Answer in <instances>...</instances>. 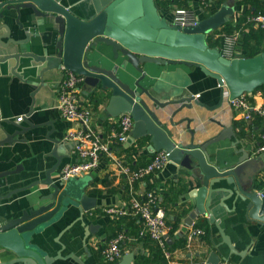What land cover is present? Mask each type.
Segmentation results:
<instances>
[{
    "label": "crops",
    "instance_id": "crops-1",
    "mask_svg": "<svg viewBox=\"0 0 264 264\" xmlns=\"http://www.w3.org/2000/svg\"><path fill=\"white\" fill-rule=\"evenodd\" d=\"M75 1L80 0H65L68 5H73ZM236 3L237 0H226L225 4L237 10ZM198 5V1H195L197 9ZM9 15V20L4 22H8L12 31L11 37L24 41L29 34L32 41L11 45L7 50L0 46V56L28 53L33 51L32 45L40 49L46 48L44 42H49L50 37L45 33L50 29L42 26L43 18L35 17L29 10H23L20 18L23 28H20V24L17 23V12L10 11ZM201 17L207 18L204 14ZM4 33L6 30L1 29L0 35ZM2 41L6 43L8 39L3 38ZM48 48L53 50L51 46ZM243 55L242 52L241 57H244ZM13 62L0 63V174L21 169L18 173L0 180V197H6L13 191L44 181L47 171L60 162L59 170L52 175L54 180L58 181L62 168L78 161L73 142L65 139L67 132L77 129V125L64 119L57 108L58 90L65 77L64 71L60 69L47 72L43 83L39 69L32 65L31 58H21V65L17 70L19 75L12 72ZM145 69L148 75L143 85L149 87L151 93L161 102L183 96L194 97L200 102V105L194 104L192 109L177 112L179 104H170L165 111L158 109L163 115V127L168 133L187 144L193 138L196 142L206 141L218 135L223 129L233 127L235 138L222 141L209 149L212 160L224 169L231 168L237 164L241 156L238 149L244 147L252 158L258 160L254 165L256 170L254 177L247 173L249 178L245 190L264 194V187L260 185L264 177V154L258 153L264 128L241 119L229 105L219 82L205 74L200 67L183 64L162 67L148 65ZM135 76L138 78L140 74L135 73ZM79 99L80 105L93 109L91 124L93 129L104 140H110L119 130V125L118 120L112 118L106 110L109 97L95 95L84 82L81 85ZM257 101L264 105L263 98L258 97ZM19 117H24L22 122L17 121ZM169 119H172L174 126ZM27 120L41 127L29 132L27 136L18 134L13 144L6 143L9 135L20 131V126H28ZM26 138L27 141H24ZM236 140H240L241 144L235 145ZM113 147L114 158L103 155L98 167L88 174L92 179L88 184L87 193L97 199V206L85 212L83 220H79L80 211L71 208L61 220L27 236L25 241L27 247L50 256H56L59 251H62L63 255L75 253L85 264H107L102 259L101 248L112 235L113 219L121 216L109 214L105 210L115 207L130 211L133 198L141 199L147 191L153 190L158 198L156 209L163 211L165 220L174 228L166 237L167 244L175 248L170 264H208L214 252L221 260H227L230 264H264V225L248 219L247 200H241L236 194L219 190L213 193L211 204L219 224L212 223L208 214L192 217L197 204L193 193L203 185V175L197 160L191 159L189 164L184 166L169 159L161 171L131 187L128 175L121 171L118 163L123 162L131 170L150 163L154 152L150 150L149 139L133 142L129 137L125 143ZM149 186L152 188L149 189ZM213 187L232 189L235 186L228 184L227 179H224ZM48 191H51L49 186L40 184L19 192L10 199H0V222L17 216L23 209H31L33 203ZM90 225L99 226V229L85 242L86 227ZM197 228L203 229L204 234L191 237L189 231ZM225 237L234 248L233 253L225 242ZM62 245L65 247L64 251ZM124 247L126 253H134L135 260L141 253L148 252L136 238H128ZM16 258L17 254L14 251L0 247V264ZM55 264L77 263L70 259L59 260Z\"/></svg>",
    "mask_w": 264,
    "mask_h": 264
},
{
    "label": "water",
    "instance_id": "water-1",
    "mask_svg": "<svg viewBox=\"0 0 264 264\" xmlns=\"http://www.w3.org/2000/svg\"><path fill=\"white\" fill-rule=\"evenodd\" d=\"M23 10H29L35 17L43 18L42 26L50 29L45 33L50 40L44 42L46 48L40 49L32 45L33 51L28 53L1 55L0 63L14 61L12 72L18 74L21 58H31L32 65L39 69L43 83L47 72L63 67L83 76L85 84L95 95L109 97L106 110L112 118H118L122 114L132 116L134 126L130 138L133 142L149 139L150 150L154 153L165 151L170 160L184 166L191 159L197 160L203 175V185L193 193L197 204L192 217L208 214L212 223L219 224L211 204L213 193L221 190L247 200L248 219L264 225V194L245 190L249 178L247 173L254 177V165L258 160L252 158L242 147L238 149L241 156L237 164L224 169L213 162L209 151L215 144L235 138L233 127L223 129L206 141L196 142L193 138L185 144L177 140L179 138H173L163 127V115L158 109L165 111L168 105L179 104L177 112L192 109L194 104L200 105V102L190 96L161 102L149 87L143 85L148 75L145 69L148 65L162 67L183 64L200 67L205 74L215 78L222 86L223 93L228 91L231 98L252 94L262 87L264 52L253 57L230 60L221 54L219 48L211 47L207 41L211 32L231 20L235 7L224 4L216 13L201 20L196 27L180 28L162 16L156 0H80L73 5H68L65 0H0V30H6V33L0 35L2 49L7 50L11 45H21L23 42L31 43L29 34L24 41L14 40L8 22H4L9 20L10 11H16L17 23L23 28L20 23ZM3 38L8 41L4 43ZM37 49L40 51L36 52ZM135 73H139L140 77L136 78ZM169 121L171 125H175L172 119ZM27 124L26 127L20 126V131L9 135L5 142L13 144L18 134L27 136L29 132L41 127L28 120ZM237 144H241L240 140L235 141V145ZM59 167L60 162L47 171L44 181L0 197L10 199L13 195L40 184L51 189L47 194H42L31 209H23L17 216L0 222V247L17 254L15 260L2 264H55L59 260L70 259L77 264H85L75 253L63 255L59 251L56 256L45 255L27 247L25 242L27 236L61 220L71 208L78 209L81 214L79 220H83L84 213L97 206V199L87 193L92 178L86 175L58 182L52 175ZM20 169L0 174V180L18 173ZM224 179L235 187L214 189L213 186ZM98 229L99 226L96 225L86 227L85 242ZM220 231L223 235L222 229ZM224 239L233 253L235 250L231 243L226 237ZM85 249L88 251V248ZM62 250H65L63 245ZM134 261V253H126L118 264H133ZM220 261V256L214 252L208 264H218Z\"/></svg>",
    "mask_w": 264,
    "mask_h": 264
},
{
    "label": "built area",
    "instance_id": "built-area-1",
    "mask_svg": "<svg viewBox=\"0 0 264 264\" xmlns=\"http://www.w3.org/2000/svg\"><path fill=\"white\" fill-rule=\"evenodd\" d=\"M169 1H172L170 8H163L156 5L164 18L172 25L180 28L196 27L203 20L201 17L202 14L209 17L226 3V0H160V4L163 5ZM195 1L199 3L198 9L195 6ZM244 8V6H241L235 10L231 18L233 23L238 22L244 12ZM249 22L255 29H264V14L251 16ZM224 26L218 30H224ZM217 36L222 38V47L219 50L225 58L232 60L242 56L241 41L243 35L241 30L235 29L229 33L221 32ZM62 70L65 73V77L58 90L57 108L64 119L77 125V129L67 132L65 139L73 142L74 152L78 157V161L67 164L62 168L58 182H66L71 178H80L88 175L98 167L103 155L114 158L113 145L125 143L130 137L134 126L132 116L130 114H122L116 118L118 120L119 130L112 135L110 140H104L91 125L94 114L93 109L80 105L79 93L81 91V85L84 83V77L64 67ZM224 96L228 100L231 108L244 121L253 123L256 117H262L264 119V105L259 104L257 101L258 97L264 99V94L261 91L244 94L238 98H231L229 92L225 90ZM23 119L24 117H19L17 121L22 122ZM258 153L264 154V130L261 133ZM168 160V153L159 151L153 154L150 163L136 170H131L123 162H119L118 165L121 171H124L128 175L130 186L134 187L137 182L143 181L152 174L161 171ZM157 204V194L155 191L150 190L145 193L143 198L132 199L130 211L116 209L115 207L106 209L105 211L117 216H124L127 213H131L142 219V234H148L162 248L170 264L172 253L168 250L166 237L174 228L165 220L163 211L156 209ZM190 231L188 234L193 238L203 235L205 232L201 228ZM127 240L128 236L123 233L107 240L101 251L103 261L107 264L118 263L126 254L124 244ZM218 264L230 263L227 260H221Z\"/></svg>",
    "mask_w": 264,
    "mask_h": 264
},
{
    "label": "trees",
    "instance_id": "trees-1",
    "mask_svg": "<svg viewBox=\"0 0 264 264\" xmlns=\"http://www.w3.org/2000/svg\"><path fill=\"white\" fill-rule=\"evenodd\" d=\"M156 4L159 5V7L170 8L172 1L161 5L160 0H156ZM241 6H244L246 9L242 13L238 22L233 23L231 20L228 21L223 27L224 30L220 31L217 29L213 31L207 41L211 47L221 48L222 38L217 35L221 32L229 33L235 29H239L242 31L243 35L241 41L242 51L244 53L243 56L253 57L260 55L264 52V29H255L249 22V19L251 16L264 14V0H237L236 7L239 8ZM257 91H261L264 94V85ZM254 125H259L264 128V119L262 117H256ZM260 185L264 187V177ZM151 188L152 186H149V189ZM135 217L136 216L133 215H126L114 218L111 225L112 235L109 236L108 240L123 233L126 234L128 238H136L139 243H142L148 249V252L138 255L134 264H169L162 248L153 241L148 234H142V219ZM182 244H184L183 240ZM103 247L101 248V251L103 250ZM167 247L171 253L175 249L168 244Z\"/></svg>",
    "mask_w": 264,
    "mask_h": 264
}]
</instances>
